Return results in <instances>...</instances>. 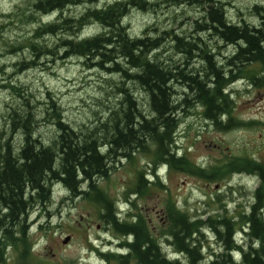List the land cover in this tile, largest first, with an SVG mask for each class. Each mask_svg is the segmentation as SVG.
<instances>
[{"label": "trees", "instance_id": "trees-1", "mask_svg": "<svg viewBox=\"0 0 264 264\" xmlns=\"http://www.w3.org/2000/svg\"><path fill=\"white\" fill-rule=\"evenodd\" d=\"M99 1L18 0L14 10L6 14L7 24L17 21L32 25L27 37L26 33L22 38L6 42L5 54L9 56L28 52V58L11 64L16 74L35 69L44 62L76 58L86 69L94 68L103 76H118L121 82L114 85L119 98L115 107L86 129L69 126L46 94L45 109L39 116L49 120L54 131L46 144L34 137L38 116L21 95L22 91L7 79L0 83V88L10 89L21 100L18 109L8 110L6 123L9 131L16 134L19 147H12V138L8 136L0 143V264L4 261L6 246L29 250L26 215L32 206L49 201L54 183L76 198H87V194L96 192L93 200L96 205L100 201L99 217L122 238L117 250L122 253H114L118 264H264V168L254 161L234 160L225 171L245 172L257 180L246 213L203 221L165 206L168 229L160 239L182 259H170L161 251L158 239L151 237L139 215L126 214L125 219H118L113 204L105 201L92 183L96 177L106 176L113 167L112 162L130 158L136 151L143 152L146 145L152 149L154 167L174 164L208 179L219 176L220 168L214 171L216 175L204 174L200 166L188 167L183 159L174 158L169 148L175 125L173 113L179 106L172 100L174 89L178 85L188 91L187 95L194 102L204 104L203 114L215 127L222 128L226 124L229 127L228 120L221 124L227 108V96L221 90L223 81L219 79L216 88L211 83L212 89L206 87L219 76L214 69L215 48L211 44L232 46L229 62L235 65L237 74L244 69L237 67L241 63L257 65L256 74L247 77L254 87L262 86L264 80L259 74L264 73V0L251 8V14L258 19L256 26L243 20L231 24L221 0H115L96 6ZM80 5L89 7L80 14H65V10ZM161 5L197 8L200 17L190 26L192 32L180 36L177 31L158 32L153 28L151 32L145 29L138 37L128 34L123 19L132 10L155 13ZM51 16L54 18L42 22V18ZM90 25H97V31L82 37V30ZM47 38L54 40L48 43ZM165 49L182 57L184 62L180 69L168 60L159 59L158 51ZM191 60H196L200 67L189 68L186 62ZM129 84L134 88L130 89ZM137 95L144 97L147 114L141 112L144 102L139 101ZM136 182L135 192H138L145 183L141 174ZM237 222L245 239L241 244L236 239ZM206 229H212L221 248L220 253H212L208 259L202 256L198 241Z\"/></svg>", "mask_w": 264, "mask_h": 264}, {"label": "rangeland", "instance_id": "rangeland-1", "mask_svg": "<svg viewBox=\"0 0 264 264\" xmlns=\"http://www.w3.org/2000/svg\"><path fill=\"white\" fill-rule=\"evenodd\" d=\"M113 1L100 0L95 5ZM221 1L231 24L243 20L248 25H257L258 19L251 14V8L260 5L259 0ZM17 3L18 0H0V83H5L6 79L13 83L22 91L21 95L28 100V105L35 109L38 116L34 128L35 139L46 144L54 134L50 121L39 116L45 109L47 95L72 128L86 129L101 121L119 100L114 89V85L121 82L118 76H103L94 68L86 69L76 58L44 62L35 69L17 74L14 72L11 64L15 60L28 58V52L9 56L5 54L6 42L22 38L26 33L27 37L32 28V25L17 21L6 23V14L13 11ZM87 7L80 5L69 8L65 14H80ZM199 17L197 8L161 5L155 13L132 10L123 19V25L131 37L141 36L145 29L151 32L153 28L158 32L170 29L180 36H188L192 32L190 26L195 25L194 21ZM53 18H42V22ZM97 28V25L87 26L82 30V37L93 34ZM53 40L47 38L48 43ZM211 45L216 51V42ZM166 49L158 51L159 59L168 60L172 66L180 69L184 62L182 57ZM231 51L228 46L223 54L230 56ZM186 65L189 68L200 67L196 60L186 62ZM257 70L258 66L252 64L240 70V74L247 77L256 74ZM246 85L245 81L240 80L225 89L227 108L221 124L228 120L231 126L226 124L222 128L204 122L201 107L187 95L188 91L178 85L174 89L172 100L179 106L173 113L175 125L169 148L175 159H183L188 167L200 166L204 174H215L214 171L221 169L218 177L208 179L197 176L174 164L159 167V175L155 176L159 165L154 167L152 149L146 145L145 151H136L130 158L112 162L110 166L113 167L106 176L96 177L92 182L103 199L113 204L118 219H125L126 214L139 215L151 237L158 239L161 251L170 259H182V256H174L172 249L160 239L168 229L166 205L175 207L188 217L204 221L208 218L236 217L246 213L252 203L253 191L258 184L255 177L245 172H225L228 163L234 160L254 161L264 168V84L260 87ZM129 88L134 87L129 84ZM136 97L144 102L140 110L147 114L144 97ZM183 99L185 102H182ZM20 102L10 89L0 88V143L7 136L11 137L10 143L14 148L19 147V141L6 126L7 113L10 108L18 109ZM138 174L145 183L135 192ZM95 195L96 192H93L87 194V198H76L61 185L52 184L49 201L44 205L32 206L26 215L29 250L6 246L2 264H118L114 252L122 253V250L117 251L120 250L122 238L99 217L101 205L100 201L98 205L95 204ZM262 218L264 222V211ZM239 227L240 223L237 222L235 230L239 231ZM66 236L69 241L61 244ZM236 239L240 244L245 241L240 233ZM198 241L205 259L211 258L212 253L221 252L212 229L204 230Z\"/></svg>", "mask_w": 264, "mask_h": 264}, {"label": "flooded vegetation", "instance_id": "flooded-vegetation-1", "mask_svg": "<svg viewBox=\"0 0 264 264\" xmlns=\"http://www.w3.org/2000/svg\"><path fill=\"white\" fill-rule=\"evenodd\" d=\"M231 47L230 45H224L221 43H217L215 47L216 51L214 52V69L216 72L219 73L218 79L209 81L206 84L207 89H212V85L214 84V87L216 88L218 86V82L220 81L219 79H221L223 81V83L221 84V90H222V94L227 95L224 91L226 88L235 85L238 81L243 80L246 82V87H254L250 81V79L248 77H244L242 74H237V69L235 67V65H232L231 62H229V59L232 57V54L230 56H227L226 54H223L225 48L227 49V47ZM249 63H241L239 65H237L238 68L241 67H248ZM259 76L264 80V73L259 74ZM212 85H211V84ZM210 84V86H208ZM198 104V102H197ZM199 106L201 107L202 111H201V116L203 117L204 122L208 121L210 124H213L211 119H209L207 116H205L203 113L206 110L205 105L200 103ZM222 119V118H221ZM109 251V250H108ZM115 253V252H114Z\"/></svg>", "mask_w": 264, "mask_h": 264}, {"label": "water", "instance_id": "water-1", "mask_svg": "<svg viewBox=\"0 0 264 264\" xmlns=\"http://www.w3.org/2000/svg\"><path fill=\"white\" fill-rule=\"evenodd\" d=\"M69 241V237L66 236L62 241L61 244H66Z\"/></svg>", "mask_w": 264, "mask_h": 264}, {"label": "bare ground", "instance_id": "bare-ground-1", "mask_svg": "<svg viewBox=\"0 0 264 264\" xmlns=\"http://www.w3.org/2000/svg\"><path fill=\"white\" fill-rule=\"evenodd\" d=\"M132 197V196H131ZM129 216V215H128ZM120 217V216H119ZM237 243V242H236ZM212 256V255H211Z\"/></svg>", "mask_w": 264, "mask_h": 264}]
</instances>
